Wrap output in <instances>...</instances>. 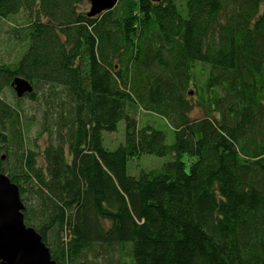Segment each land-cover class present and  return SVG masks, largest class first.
Returning a JSON list of instances; mask_svg holds the SVG:
<instances>
[{
  "label": "trees",
  "instance_id": "trees-1",
  "mask_svg": "<svg viewBox=\"0 0 264 264\" xmlns=\"http://www.w3.org/2000/svg\"><path fill=\"white\" fill-rule=\"evenodd\" d=\"M84 1L0 0L18 50L0 57V92L16 76L33 86L15 105L0 97V173L25 224L55 264H97V246L122 264H264V1L186 0L183 14L118 0L93 16ZM23 98L40 107L42 147ZM143 154L169 159L129 175Z\"/></svg>",
  "mask_w": 264,
  "mask_h": 264
},
{
  "label": "water",
  "instance_id": "water-1",
  "mask_svg": "<svg viewBox=\"0 0 264 264\" xmlns=\"http://www.w3.org/2000/svg\"><path fill=\"white\" fill-rule=\"evenodd\" d=\"M88 16L113 8L118 0H88ZM10 86L17 98L31 93L33 86L20 76ZM18 186L0 173V264H55L49 248L32 226L24 222Z\"/></svg>",
  "mask_w": 264,
  "mask_h": 264
},
{
  "label": "rangeland",
  "instance_id": "rangeland-1",
  "mask_svg": "<svg viewBox=\"0 0 264 264\" xmlns=\"http://www.w3.org/2000/svg\"><path fill=\"white\" fill-rule=\"evenodd\" d=\"M264 1V0H263ZM177 7L183 14H185L186 9V0H176ZM81 9L86 11L89 10L90 4L88 0H85L81 5ZM21 15L17 16L18 20H21ZM11 21L0 20V57L3 61H9L15 59L18 54L17 47H13L11 43V39L7 36L6 31L9 28V24ZM206 66L204 64H198V67L195 69V73L197 77L201 80L204 77ZM192 95V94H190ZM0 97H3L10 104H17V97L12 87H5L0 92ZM22 107V113L26 118H33L34 122L29 126L30 128L26 131V137L33 138L36 137L37 144L42 147L44 146V141L46 135L37 136V131L39 128L38 119L40 116V107L39 105L28 99L23 98L21 103H19ZM202 115L201 109L198 107L194 108L192 113L193 117H199ZM138 118L142 121H151L154 126L161 129H166V124L164 120L157 116L150 115L146 112L139 111ZM169 139L171 134H169ZM124 138V122L123 120L117 123V129L113 132L104 131L103 132V145L106 148L113 149L120 142L123 141ZM172 138V137H171ZM169 159V156H156L152 154H143L138 158H132L127 162L126 171L129 175L138 176L141 169L149 170L153 168L160 167L165 161ZM186 170L188 171V165H186ZM88 261H97V264H122V257L116 252L113 257H109V255L105 256L101 247L97 246L94 250L89 252L85 257ZM124 264V263H123Z\"/></svg>",
  "mask_w": 264,
  "mask_h": 264
}]
</instances>
